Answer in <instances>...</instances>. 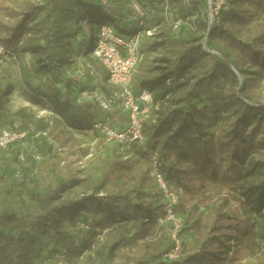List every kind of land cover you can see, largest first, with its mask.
I'll return each mask as SVG.
<instances>
[{"label": "trees", "instance_id": "trees-1", "mask_svg": "<svg viewBox=\"0 0 264 264\" xmlns=\"http://www.w3.org/2000/svg\"><path fill=\"white\" fill-rule=\"evenodd\" d=\"M107 1L135 2L154 10L159 0ZM223 1L226 6L219 8L209 29L205 0L162 2L170 16L183 23L177 31L169 25L160 41L149 44L148 48H164L165 53L147 69L150 79L139 86L140 92L147 91L152 98L150 111L142 119V145L133 144L123 152L105 143L98 133L112 150L95 175L83 179L57 168L43 171L40 179L25 176L14 166L31 156L19 160L17 144L0 150L10 157L0 165V195L9 194L10 180L18 181L15 175L19 173L20 183L29 187L28 201L33 206L30 211L16 194L18 206L0 210V264H129L118 263L124 250L137 253L131 264H220L216 251L225 249L227 255L231 241L248 257L244 264H264V247L257 242L264 235L252 220L227 208L229 194L236 192L245 207L257 213L264 204V158L253 159L257 146H264V137L258 139L264 132V104L256 90L264 78V0ZM76 2L86 3L41 0L25 2L19 9L0 4V48L19 67L24 55L30 54L26 72L37 83L24 81L23 85L33 99L46 102L66 127L84 131L104 117L121 124L125 113L115 109L106 114L95 98L82 97L84 92L96 93L92 91L96 85L68 74L77 31L86 35L78 54H90L99 28L112 27L106 22V8L93 4L80 6L83 24L73 23ZM131 10L127 20L134 15L132 4ZM65 13L70 14L68 23H64ZM145 21H140L144 29ZM140 22H136L137 31L142 28ZM93 25H98L96 35ZM145 37L153 38L154 33ZM47 75L53 83L44 80ZM97 81V95L110 93L100 84V76ZM135 84L132 75L133 92ZM11 89L2 78L0 118ZM14 116L21 127L0 130L48 128V119H36L25 109H18ZM32 143L41 151L49 150L42 139ZM154 155L167 190L178 196L173 213L181 219L177 232L181 251L172 260L166 255L174 248L173 225L166 220L163 195L153 176ZM248 178L260 180L253 186ZM211 186L222 187L228 194L217 202L203 200Z\"/></svg>", "mask_w": 264, "mask_h": 264}, {"label": "rangeland", "instance_id": "rangeland-1", "mask_svg": "<svg viewBox=\"0 0 264 264\" xmlns=\"http://www.w3.org/2000/svg\"><path fill=\"white\" fill-rule=\"evenodd\" d=\"M37 1L41 0H0V4L19 9L25 2L35 3ZM79 1H86V3L83 2V4H81L83 5V7H87L88 4H93L94 6L100 5L101 7H105L108 14L106 22L110 23L112 27L118 32V34L126 39L134 35L137 31L136 22L144 21L146 19L144 23L145 27L146 29H150L153 31L154 37L148 39L143 36L141 38V44L139 47L140 62L132 72L133 78L136 80V84L133 87L134 92L136 95H138L140 92L139 86L147 79H150V75L147 69L154 67V65H156V62L160 58V55L165 53L164 48H148L149 44H151L153 40L160 41L164 37V30L169 28L170 14L166 11L165 5H162V2L165 3L164 0H159L156 2V9L153 10L148 8V16L146 15L142 19L139 17L133 19L136 21L135 24H132L130 20L126 19L128 17H131L130 15L132 12V3H130L129 1L121 2L120 4H111L107 0ZM205 1L207 5L206 12L209 13L210 7L208 1L210 0ZM80 3L81 2H76V4L74 5V12H72L71 14V21L73 23H76L77 20L79 24H83L84 20H82V11H80V14L78 15L79 9H81ZM212 3L213 2L211 0V5ZM69 16L70 14L68 13L64 14V23H68L70 21ZM113 16L123 19V23ZM97 26L98 25H93L94 35L97 34ZM85 40V33L77 31L74 36V40H72L71 42V47L75 50L73 53V68L68 72V74H75L80 76L83 79L84 84L96 85V88L92 91L99 93L98 87H100V85L98 84L97 78L100 76V84L102 85V87H105L108 73L104 69L102 64L98 60L94 59L93 53L78 54L77 47ZM64 43L66 45L67 41H65ZM30 62L31 56L30 54H26L23 57V66L19 67L17 65V62L13 58L4 55V53H0V83L2 82L3 78V81L9 82L12 86V89L8 94V102L5 105V111L0 118V127L19 129L21 127V123L18 119L15 118L14 113L20 108L25 109L27 114L33 115L36 119H48L49 124L46 131L49 132V135L53 139H55L59 143L64 144L68 148V151L63 156L49 157L48 159H46L47 162L40 164L34 163L30 157L28 158L27 152L26 161H23V164H15L14 170L20 171L21 174H24L25 176L33 175V177H35L34 179H40V175L41 173H43V171L47 170L48 173H51V171H53L55 168L62 172L70 171L78 179H83L87 176H94L95 171L102 166L103 160L108 156L112 148L107 147V145L103 143L100 135L93 129L77 131L66 127L56 116H54L50 112L46 102L38 101L30 96L23 85L24 81L33 82V86H35L37 83V81H33L26 72V69L29 66ZM44 80L46 82L53 83V79L50 75L45 76ZM109 89L110 91H114L117 88L114 86H109ZM256 90L261 93V103H263L264 78L258 82ZM84 126L87 127V124H85ZM262 137H264V132L258 137V139ZM28 142L29 145L33 147V151L44 153L45 150L41 151L39 148L35 147L32 143V140H29ZM262 158H264V146L258 145L255 153L253 154V159L254 161H261ZM9 159L10 157L8 155L0 152V165H5ZM259 180L260 178H248L247 182L255 186ZM18 181H15L12 177L10 180V186L8 187L9 194L0 195V210L7 205H13L17 207L18 202L14 200V195L16 194L18 195V200L23 201L24 205L27 206L30 211L33 210V206L28 201L29 187L23 186V184L20 183L21 181ZM227 194L228 192L226 189L219 186H211L208 192H206L202 198L203 200H206L208 202H217ZM228 200L229 202L227 204V208L231 213L252 220L255 223L256 229L259 234L264 235V204L259 214L256 211L250 210L248 207H245V205L242 203V197L238 192L230 193ZM257 242H259V244L264 247V238H258ZM229 245L230 251L227 255H225V249L221 248L216 251L217 253L215 255V258L221 260L220 264L246 263L248 257L245 256L244 253L239 251V249L236 247V242L231 241ZM136 258L137 253L135 251L124 250L119 256L118 263L126 262L131 264L136 260ZM216 264H218L217 261Z\"/></svg>", "mask_w": 264, "mask_h": 264}, {"label": "built area", "instance_id": "built-area-1", "mask_svg": "<svg viewBox=\"0 0 264 264\" xmlns=\"http://www.w3.org/2000/svg\"><path fill=\"white\" fill-rule=\"evenodd\" d=\"M208 2L210 7V12L207 13L209 29L210 25L216 20L215 16L219 8L226 6V3L223 0H214L212 5L211 0ZM132 8L134 9V15L131 19L137 17L142 19L148 15L149 9H144L142 5L132 2ZM181 24V19L170 16L169 25L173 31H177ZM140 26H142L141 30L127 39L116 35L113 28L109 25H103L99 28V38L93 54L108 73L105 87L109 89V86H114L117 89L110 91L107 95H97V93L88 95L86 92L82 94V97L85 98H95L101 110L106 114L111 113L115 109L126 114V121H122L121 124L116 120L112 124L108 117H104L103 120L95 121L91 124V129L99 133L105 143L116 145L123 152L129 150L133 144L142 145L144 141L142 119L149 113L152 104L149 92L141 91L136 95L132 90V72L140 59L139 47L141 38L153 35L152 30L144 29L142 22H140ZM203 49L216 54L205 47ZM2 52L3 50L0 48V53ZM28 138L32 140H44L49 150L44 153L33 151V147L29 148L26 145ZM14 144H17L21 148V152L18 155L19 160H23L28 152L36 163L42 162L45 158L63 156L68 151V148L64 144L53 139L46 130H0V150L7 151ZM153 166V176L162 192L165 203L166 220L173 225L170 237L174 241V248L166 257L170 260L177 259L181 251L180 242L177 239L181 219L177 218L173 212L178 204V196L167 190L163 177L157 172L160 164L156 159V155L153 156ZM15 177L21 179L19 173Z\"/></svg>", "mask_w": 264, "mask_h": 264}, {"label": "water", "instance_id": "water-1", "mask_svg": "<svg viewBox=\"0 0 264 264\" xmlns=\"http://www.w3.org/2000/svg\"><path fill=\"white\" fill-rule=\"evenodd\" d=\"M262 104H264V102Z\"/></svg>", "mask_w": 264, "mask_h": 264}]
</instances>
